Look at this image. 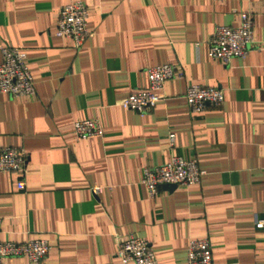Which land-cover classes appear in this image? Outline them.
I'll return each mask as SVG.
<instances>
[{
  "label": "crops",
  "instance_id": "0c3cea01",
  "mask_svg": "<svg viewBox=\"0 0 264 264\" xmlns=\"http://www.w3.org/2000/svg\"><path fill=\"white\" fill-rule=\"evenodd\" d=\"M72 1L88 15L79 48L55 34ZM237 12L251 14L254 45L225 65L207 40L236 27ZM0 46L24 51L34 86L30 97L0 94V147L26 154L22 176L0 172L1 242L45 240L37 264H133L115 249L134 236L155 264H185L188 240L206 238L212 264H264V229L253 227L264 219V0H0ZM161 64L183 77L145 114L121 108ZM190 84L219 88L222 104L190 114ZM84 119L101 136L77 140L72 123ZM173 156L193 159L199 182L150 198L142 169Z\"/></svg>",
  "mask_w": 264,
  "mask_h": 264
},
{
  "label": "built area",
  "instance_id": "2783aa9c",
  "mask_svg": "<svg viewBox=\"0 0 264 264\" xmlns=\"http://www.w3.org/2000/svg\"><path fill=\"white\" fill-rule=\"evenodd\" d=\"M226 1V0H217ZM238 25L215 26L208 37L206 54L211 59L228 64L233 58H243L253 47L252 18L248 12H237ZM88 18L83 4L72 1L62 5L57 13L55 34L68 38L74 48H79L87 35L85 23ZM147 87L134 91L118 105L139 115L148 112L161 99L158 92L165 81L181 79L182 70L172 64H161L146 69ZM0 94L9 97L34 95L32 76L25 64V53L20 48L0 46ZM185 99L190 114H196L205 106L219 107L222 104V92L219 88L204 87L198 84L187 85ZM72 133L77 140L99 137L101 125L96 119L77 120L72 123ZM172 140V135L169 137ZM26 154L19 147H0V172L23 175ZM203 174L193 159L184 160L173 156L166 163L142 169L140 182L147 195L153 198L162 185L189 186L197 184ZM23 180L16 182V188L22 189ZM99 192L92 187V195ZM255 229H264V219H256ZM48 252L45 240L35 239L22 243L0 241V264L4 258L25 257L37 264ZM115 256L121 263L155 264V257L147 242L141 238L128 236L116 244ZM185 264H212L209 242L206 238L190 239L185 249Z\"/></svg>",
  "mask_w": 264,
  "mask_h": 264
},
{
  "label": "water",
  "instance_id": "95a60500",
  "mask_svg": "<svg viewBox=\"0 0 264 264\" xmlns=\"http://www.w3.org/2000/svg\"><path fill=\"white\" fill-rule=\"evenodd\" d=\"M174 187H175V185H173V184H167V185H162L161 186V188H167V189H172Z\"/></svg>",
  "mask_w": 264,
  "mask_h": 264
}]
</instances>
